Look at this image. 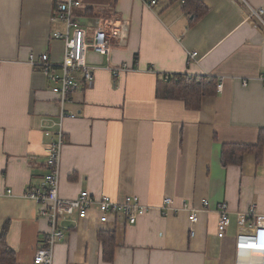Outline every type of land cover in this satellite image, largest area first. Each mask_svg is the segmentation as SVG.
<instances>
[{
  "label": "crops",
  "instance_id": "crops-1",
  "mask_svg": "<svg viewBox=\"0 0 264 264\" xmlns=\"http://www.w3.org/2000/svg\"><path fill=\"white\" fill-rule=\"evenodd\" d=\"M67 1L0 0V235L7 224L17 264H33L49 231L43 207L22 195L45 188V131L62 115L53 83L29 60H62L64 43L53 34H64L65 25L53 17ZM76 1L74 16L89 36L124 24L127 37L115 40L109 55L88 53L94 82L65 105L60 197L135 196L153 209L135 225L65 222L54 264H264V250L243 239L240 246L236 216L252 205L264 214V150L245 155L241 165L222 162L225 145H256L264 128V24L250 18L264 0H201L208 10L197 21L183 11L184 0H159L155 11L140 0ZM122 65L129 71L110 70ZM175 76L213 77L223 89L191 110L157 95L159 82ZM166 198L179 208L202 210L208 202L209 210L191 226L187 212L162 214ZM221 204L231 212L222 239ZM101 233L116 234L111 261Z\"/></svg>",
  "mask_w": 264,
  "mask_h": 264
},
{
  "label": "built area",
  "instance_id": "built-area-1",
  "mask_svg": "<svg viewBox=\"0 0 264 264\" xmlns=\"http://www.w3.org/2000/svg\"><path fill=\"white\" fill-rule=\"evenodd\" d=\"M143 5L155 11L159 0H140ZM184 4V1H182ZM80 2L68 0L57 5L58 15L53 17V22H62L65 25V33L53 34V39L64 43V53L61 61H55L48 54H33L29 65L41 70L53 83L52 91L61 102L62 115L59 122H54L45 134L50 138L47 147V170L45 176V188L27 189L22 198L35 201L43 207L41 214L48 219L49 231L41 247L35 253L33 264H54L55 248L63 241L66 234L65 222H70L76 217L79 220L96 218L101 224H108L115 220H122L127 225H135L139 219L147 214L153 207L140 203L135 196H127L123 200H113L109 196L95 197L88 191L81 192L74 199L60 197L61 164L64 147L63 119L66 117L65 105L71 97L82 88L84 83L92 85L95 79L96 68L88 63L90 51L109 55L111 46L115 40L124 42L127 37V29L124 24H113L108 28L97 29L89 36L77 18L74 16V8ZM264 9L250 8V18L264 24ZM191 61L200 62L199 53H189ZM116 75L121 71H129L127 65L110 68ZM264 83V73L260 77ZM247 87L248 81H243ZM223 84L220 82L217 91L221 92ZM7 196H12V191H7ZM163 215L169 213L187 212L191 226L199 221V213L209 210V203L204 202V208L196 209L188 205L175 207L170 198L164 199L158 208ZM218 227L217 234L220 239L226 235L230 225L231 212L226 204L217 207ZM238 241L241 246L242 239L245 246L264 250V214L257 211V206L252 205L248 212L237 213ZM252 223L251 225L249 223ZM191 235L195 236L192 229Z\"/></svg>",
  "mask_w": 264,
  "mask_h": 264
},
{
  "label": "trees",
  "instance_id": "trees-1",
  "mask_svg": "<svg viewBox=\"0 0 264 264\" xmlns=\"http://www.w3.org/2000/svg\"><path fill=\"white\" fill-rule=\"evenodd\" d=\"M181 0H170L172 4ZM183 11L197 21L207 14V7L201 0H184ZM219 80L213 77H188L175 76L166 77L160 81L157 88V95L163 99L181 100L188 109L199 110L202 101L206 97L215 96ZM264 150V128L260 130L259 141L256 145H225L223 147L222 162L228 165H241L245 155L255 153L258 157ZM7 224L0 235V264H17L15 252L7 245L6 233ZM101 241L105 249V258L111 261L115 248V233H101Z\"/></svg>",
  "mask_w": 264,
  "mask_h": 264
}]
</instances>
